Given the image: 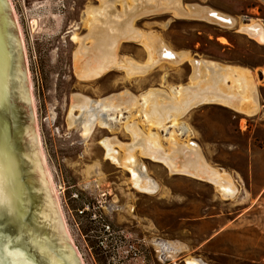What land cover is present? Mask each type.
Returning <instances> with one entry per match:
<instances>
[{"label": "rangeland", "instance_id": "374dc122", "mask_svg": "<svg viewBox=\"0 0 264 264\" xmlns=\"http://www.w3.org/2000/svg\"><path fill=\"white\" fill-rule=\"evenodd\" d=\"M7 1L31 85L34 137H40L58 211L82 264H264L263 210H253L241 179L225 168L244 166L247 145L264 146V136L252 139L238 129L239 118L250 124L251 114L215 102L170 113L190 100L175 101L190 83L202 85L214 75L213 87L234 86L233 75L219 81L223 66L244 69L256 97L264 98V41L240 31L250 23L264 27V0L178 1L182 9L196 4L227 15L228 26L176 16L168 9L176 0ZM118 37L129 39L117 44L115 62L81 77L89 66L76 65L81 40L92 48L109 42L113 54ZM157 44L178 61L158 59L151 52ZM87 50L81 51L94 59ZM193 61L198 75L191 80ZM210 63L218 67L211 70ZM240 81L247 79L240 75ZM189 139L199 164L230 175L232 194L169 172L152 158L169 164L166 156L142 153L144 141L171 157ZM134 178L148 181L150 191L138 189ZM128 242L135 254L125 250Z\"/></svg>", "mask_w": 264, "mask_h": 264}, {"label": "water", "instance_id": "95a60500", "mask_svg": "<svg viewBox=\"0 0 264 264\" xmlns=\"http://www.w3.org/2000/svg\"><path fill=\"white\" fill-rule=\"evenodd\" d=\"M186 7L209 9L204 17L190 18L223 26L232 23L231 17L213 9L196 4ZM157 57L170 63L178 61L177 56ZM193 63L191 80L197 77V61ZM26 80L22 43L8 1L0 0V264H82L58 211L40 137H34L36 115L31 85H26ZM191 87L186 85L182 90H197ZM191 99L192 106L210 102L201 97ZM164 156L177 165L172 156ZM198 172L193 170L199 176L206 175Z\"/></svg>", "mask_w": 264, "mask_h": 264}, {"label": "crops", "instance_id": "0c3cea01", "mask_svg": "<svg viewBox=\"0 0 264 264\" xmlns=\"http://www.w3.org/2000/svg\"><path fill=\"white\" fill-rule=\"evenodd\" d=\"M263 28H261L258 32L264 31ZM151 52L154 55L157 54L160 56H164V55L168 56V54H171V56H174L175 58L177 56L165 44H157ZM208 66H210L209 68L213 70L214 67L212 66H217V65L210 63ZM223 67L224 68H221V71H220L221 77L219 81L221 82V84H223L225 83L224 82L225 78H227L229 75H233L234 81H235L234 86L231 87L229 85H226L227 86L226 89L213 87L217 77L212 75L208 77L207 79H204L205 83L202 85L198 83L197 81L196 83L194 82L193 84L192 83L189 84L190 87L192 86L191 87L192 89L195 88L197 89L196 91L199 90L198 92L196 91L195 92H189V91L183 92L181 91V89H179V93H178L179 96L177 95L179 98L175 101L179 102V105H180L181 103L184 102V100L191 99L192 97L201 96L199 94L203 93L206 98L211 99V100H206V101L221 103L239 112H242L243 114H248V115L251 114L252 118L250 120L251 121L250 124L249 123L245 124V118H239L240 121L239 120L237 121L238 129L240 133H243L244 130L248 131L250 132L252 139L263 137L264 136V98H261L260 94H258L259 95L258 98L256 97L257 95L256 93H254L255 86H253L254 84L253 85L250 84V80L247 78L244 69L240 67H234V68H231L229 66H223ZM229 70H232V71H229ZM194 75L195 76L198 75L197 67L194 69ZM240 75L245 76V78L247 79L246 82L242 81L241 85H240V82H241ZM206 87H208L207 89L208 91L204 90ZM216 88L218 90H216ZM218 91H220V93H218ZM243 96H246L247 98L245 97L246 98L245 99L243 98ZM170 113L177 114L181 112H180V109L179 111L174 109L173 111H170ZM171 114H169V116ZM241 121H243V125H241ZM186 141L187 142H185L184 144H178L179 146H177L178 149L180 147L183 148L182 152L178 150H176V154L175 152H173L172 159L175 161L177 160V165H173L172 168H170V166L163 159H158L156 157H152V158L161 160L165 164L169 172H175L178 174H182L183 176H185V178L186 177L196 178V176L198 177L197 173L196 174L193 173V170L194 172L199 170V172H203L204 174H207L208 172L207 170L211 169L212 167H210L209 165H207L208 167H206V166H203L202 164H199L196 148L194 147L196 146L195 141H191L190 139ZM145 143L147 144V142ZM146 144L144 146V141H143L142 143L143 146H141L143 147L142 153L151 152L153 154V152H155L153 155L160 154L161 156H164V153H161V151H159L156 148L154 143H153L154 146H151V147H148ZM150 148H155V149L150 150ZM246 151L250 152V156H247V160L244 162V166L242 168L239 166H232V167H225V168L226 170L235 171V176L241 179L243 185L246 188V190L244 189V192L250 198L249 200L251 202V207L253 208V210H256V207H257L258 212L260 211V209H262L263 211H262L261 216L264 217V146L261 147V146L247 145ZM180 154H182L181 156L182 159L178 157ZM240 169L244 170L245 172L244 173L239 172ZM208 174L211 177L205 180L210 181L213 184H216L218 186V189L221 192H224L228 195L233 193L234 186L231 180L230 181L228 180L230 175L227 172L226 174L219 173L217 170L211 169L209 170ZM133 181H134V185L141 191H147V190L150 191L149 189L151 188L149 186L148 181L141 182L135 178L133 179ZM190 263H192V261H189V264Z\"/></svg>", "mask_w": 264, "mask_h": 264}, {"label": "bare ground", "instance_id": "6f19581e", "mask_svg": "<svg viewBox=\"0 0 264 264\" xmlns=\"http://www.w3.org/2000/svg\"><path fill=\"white\" fill-rule=\"evenodd\" d=\"M151 1V0H150ZM176 2L174 3H171L169 6H168V9H170V11L173 12L174 15L176 16H184V17H200V16H205V13L209 10V9H203V8H198V9H192V8H187V9H182V7L179 6V0H176ZM170 2V0H169ZM142 4V3H140ZM169 4V3H168ZM152 5V4H151ZM143 6V5H142ZM138 7V6H137ZM144 7V6H143ZM147 11H152L151 10H145L143 12H141L139 15H143V14H146L148 13ZM104 13V12H103ZM126 13V12H125ZM138 16V13H136V15L134 17ZM261 28L260 25L258 24H254V23H250V24H247V25H244V26H241L240 29L242 31H247L249 36L251 38H257V40L259 41H264V31H260L258 32ZM264 29V28H263ZM126 30H128V28L126 27ZM130 30V29H129ZM128 30V31H129ZM89 34V33H88ZM131 37V36H130ZM122 39H129V37H118L114 40V46H113V49H114V52L112 54V48L110 45L109 42L105 43L102 42L98 45H96L95 47L92 48V44L88 47H86L83 43H82V40H81V46L78 48V50L76 51L75 53V61H76V65L78 67H84L86 65H89L88 66V69H85L83 70L82 72V75L81 77H94V76H97L99 75L101 72H103L105 69H108V67H110L114 62H115V51H116V46L117 44L119 43L120 40ZM98 40V39H97ZM91 47V48H90ZM82 48H88L89 50H87L85 52L86 53H91L94 55V59H92V57L87 54V55H84V53L81 51ZM94 49V52L92 51ZM155 56H157V54H155ZM168 56H170V58H175L173 56H171V54H168ZM99 57V58H98ZM176 59V58H175ZM175 59H170V60H175ZM201 96H197V98H200L203 99V100H211L209 98H206L204 96V94H199ZM243 95V94H242ZM241 95V96H242ZM211 97V96H210ZM246 96H243V98H245ZM242 98V97H241ZM247 98V97H246ZM245 98V99H246ZM191 100H188L185 105H183L181 108H180V112H183L185 111L188 107L192 106V103H194V100L192 101L191 103ZM215 100V99H214ZM182 147H180L181 149ZM176 149V148H175ZM179 149V151L181 152V150ZM154 154V153H153ZM159 155V154H158ZM153 156V155H152ZM175 156V155H174ZM176 157V156H175ZM173 158V157H172ZM171 159V158H170ZM164 160V159H163ZM165 161V160H164ZM177 161V160H176ZM169 163V162H168ZM193 164V163H192ZM170 166V168H172L173 164L172 163H169L168 164ZM203 166H206L208 167L205 163H202ZM194 166V165H193ZM212 170H214V168H211ZM211 169H208L207 171L209 172V170ZM198 173H203V172H198ZM198 177L201 178V179H208L210 178L211 176H209V174H206V175H203L202 176H199L198 174ZM193 264V263H192Z\"/></svg>", "mask_w": 264, "mask_h": 264}, {"label": "built area", "instance_id": "2783aa9c", "mask_svg": "<svg viewBox=\"0 0 264 264\" xmlns=\"http://www.w3.org/2000/svg\"><path fill=\"white\" fill-rule=\"evenodd\" d=\"M108 228H109V226H108V224H104L103 226H102V231H104V232H108ZM125 250L126 251H129V252H132L133 254H135L136 253V248H135V246H134V244L132 243V242H128L127 244H126V246H125Z\"/></svg>", "mask_w": 264, "mask_h": 264}]
</instances>
